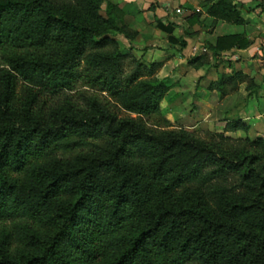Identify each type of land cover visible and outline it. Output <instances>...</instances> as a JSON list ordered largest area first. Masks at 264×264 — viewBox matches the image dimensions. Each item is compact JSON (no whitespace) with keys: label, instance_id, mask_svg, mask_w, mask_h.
<instances>
[{"label":"trees","instance_id":"trees-1","mask_svg":"<svg viewBox=\"0 0 264 264\" xmlns=\"http://www.w3.org/2000/svg\"><path fill=\"white\" fill-rule=\"evenodd\" d=\"M101 1L0 0V264H264V138L149 124L162 60L121 49L127 9ZM206 12L242 21L231 0ZM241 81L256 90L235 69L208 87Z\"/></svg>","mask_w":264,"mask_h":264},{"label":"crops","instance_id":"crops-1","mask_svg":"<svg viewBox=\"0 0 264 264\" xmlns=\"http://www.w3.org/2000/svg\"><path fill=\"white\" fill-rule=\"evenodd\" d=\"M114 1L125 6L127 11L124 14L129 15L128 26L135 30L131 39L122 34L126 41L134 40V43L138 45L136 49L144 48L149 52L152 51L153 54L163 55L161 58L151 60H146L141 55L138 57L145 62L162 60L157 75L167 84V90L161 100L165 99L168 103L163 116L169 122H174L172 117L174 104L187 96L194 97L193 106L185 115L184 120L188 122L184 124V127H194L206 120L210 124L215 123L218 130L234 135L238 134V128L224 130L223 127L225 121L231 119L228 118L231 117L230 115L237 114L234 117L240 118L246 124V130H250L254 136L264 138V97L262 95L264 88V0H231L242 18L240 22L208 14L206 6L215 0ZM148 5L152 6L151 11L146 9ZM158 18L173 23L171 34L177 38L176 40L172 42L167 40L166 32L156 26ZM228 23L243 26L241 29L228 30ZM232 32L244 35L247 43L244 46H232L220 50L217 54L214 53L211 45L215 37ZM164 41L169 46L167 52H164L163 48H158L165 45ZM180 41L183 43L181 44ZM132 47L130 51L133 53ZM193 56H198V59L194 60L196 63L188 61ZM209 62L217 65H212L210 72L203 75ZM165 66L170 71L167 74L162 73ZM218 68H221L219 72ZM233 69L251 76L257 85L256 90H249L245 86V81H241L234 90L222 95L219 93V99L213 104L204 96V91L200 90V93H197L199 84L211 92L218 91L208 87L209 81L216 79L219 73ZM199 75L202 76L198 78ZM202 94L203 97H200ZM161 100L159 107L162 106ZM216 105H220V109L214 112L211 108ZM258 120H261V123Z\"/></svg>","mask_w":264,"mask_h":264},{"label":"rangeland","instance_id":"rangeland-1","mask_svg":"<svg viewBox=\"0 0 264 264\" xmlns=\"http://www.w3.org/2000/svg\"><path fill=\"white\" fill-rule=\"evenodd\" d=\"M104 4H105V0H102L101 1V8H100V11L102 12L103 9H104ZM148 5V7L146 8L147 10L151 11L152 10V6ZM149 13V12H147ZM133 16L134 13H133ZM129 19V15H123V21L128 25V22L127 20ZM137 23V22H136ZM138 24V23H137ZM229 27L227 28L228 30H236V29H241V26L243 25H238V24H234V23H228ZM240 26V27H239ZM130 27V26H129ZM131 28V27H130ZM115 38L117 40V43L119 45V47L123 50H127V51H130V48L131 46L132 47V51L135 55L139 56L141 55L144 59L146 60H151V59H157V58H161L163 55L161 54H153L152 51H151V48H150V51H147V50H144V48H141V49H136V46H138L137 44L134 43V40H127L124 38V36H122V34H115ZM131 39V37L129 38ZM163 47H158V48H163L162 50L164 52H167V48L169 47L166 42L164 41L163 42ZM161 51V52H163ZM214 61V59H212V62ZM212 62L207 65L206 69L203 71V75L207 74L208 72H210L211 70V66L214 65L212 64ZM214 63V62H213ZM217 65V64H216ZM214 65V66H216ZM221 70V68H218V72ZM170 71H168V68L165 66L164 69L162 70V73L164 74H167L169 73ZM217 74V73H216ZM202 75H199L198 78H200ZM200 90L204 91V96L206 98H208L209 102L211 104H213L217 99H219V92L218 91H213L211 92L208 88L204 87V86H201L200 84L197 85V93H200ZM200 97H203V94L200 96ZM161 103H162V106L159 108V112L157 113H152V114H149L147 116H145V119L146 121L149 123V124H152V122L154 121V119L156 117H158L160 114L163 115V113L166 111L167 109V101L164 99V100H161ZM194 103V97H191L189 98L188 96L181 100L180 101H177L175 104H174V107H173V110L172 112L174 113V115L172 116L173 119H174V122H170L172 125H175V126H181V127H184V124H186V122H188L187 120H184L185 118V115L187 114L188 111H190L191 107L193 106ZM214 112L217 110V109H220V105H216L214 108H211ZM237 114H233V115H230L231 117H228V118H232L234 116H236ZM212 118H214V116H210ZM251 122V120H249ZM258 122L261 123V120H258ZM215 124V123H214ZM214 124H210L208 121L206 122V120L204 121H201L200 123H198L196 126L194 127H188L187 126L185 128L187 129H192L194 130L197 134H199L200 136H206L208 132H211V131H220L218 130V126L214 125ZM237 132L238 134H234V135H231V136H243V135H248L249 137H253V133L250 131V130H246V129H243V128H238L237 129Z\"/></svg>","mask_w":264,"mask_h":264}]
</instances>
